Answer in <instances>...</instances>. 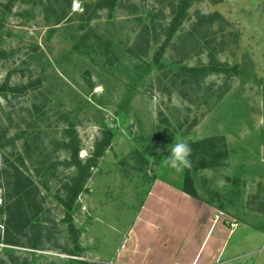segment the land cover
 <instances>
[{"label":"rangeland","instance_id":"obj_1","mask_svg":"<svg viewBox=\"0 0 264 264\" xmlns=\"http://www.w3.org/2000/svg\"><path fill=\"white\" fill-rule=\"evenodd\" d=\"M7 2L0 0V264H114L110 256L149 183H183L184 168L167 166L169 150L216 135L225 138L227 161L191 173L199 200L214 205L225 223H239L229 224L227 252L243 239H263L254 230L264 229V0H194L187 9L175 35L196 12L221 18L210 23L215 41L200 53L175 63L168 44L160 60L162 70L221 71L204 77L194 103L167 79L156 81L161 69L151 59L168 32L167 7L162 17L151 0H117L110 11L96 0H71L66 18L53 25L46 0ZM150 18L158 42L146 55L142 48L131 55ZM216 44L222 49L210 58ZM72 129L82 160L103 130L112 137L67 210L61 200L74 170L61 141ZM10 164L36 188L21 229L7 223L1 206ZM261 253L218 264H262Z\"/></svg>","mask_w":264,"mask_h":264},{"label":"trees","instance_id":"obj_2","mask_svg":"<svg viewBox=\"0 0 264 264\" xmlns=\"http://www.w3.org/2000/svg\"><path fill=\"white\" fill-rule=\"evenodd\" d=\"M9 5L12 0H7ZM154 4L162 7L159 10L160 15L164 16V9L168 8V13L171 16L168 23V32L165 40L153 51L152 64L156 65L158 69H161V77H157L156 81L160 82L161 78L167 79L166 85L172 89H177L179 95L190 103H194L199 99L198 93L202 92L204 85V77H207L208 73L221 71L214 68H200V67H188L186 72L181 73V68H168V70H162V64L160 62L163 52L168 44L171 45L177 55V62L183 61V59L193 54H198L203 49V45L214 42V32L209 28L212 20L220 18L217 14H200L195 13V19L189 23L188 27L182 32L175 35L177 27L183 23L186 18V11L194 0H151ZM71 0H53V2L46 0L42 2L43 11L45 13V19L53 22L52 24H58L64 20L67 16L66 8L70 7ZM117 0H96V7L99 9L112 10L116 5ZM51 12V14H50ZM51 18H48V15ZM221 19V18H220ZM149 24H142L139 29L133 46L129 47L128 51L131 55L137 56L136 50L139 48L144 55L147 52V46L150 42L157 43L159 38L158 25L154 23L153 18H150ZM218 47L219 44H216ZM146 47V48H145ZM215 48L208 52V56L212 58V51L218 52ZM214 62L209 63V67ZM216 63V62H215ZM214 63V65H215ZM216 65H220L216 63ZM210 71V72H209ZM209 89V88H208ZM206 88V90H208ZM223 91L219 92L217 97ZM202 94V93H201ZM67 138L61 141V146L68 154V159L65 161L66 166L71 165L73 167V174L69 184L65 185V198L61 200L65 209H71L72 204L76 200L79 193L83 190V183L85 179L90 175L91 168H94L97 164V158L103 155L104 149L109 146L112 133L110 130H103L101 136L97 138L93 144L92 152L89 156L82 160L78 157L79 140L76 134L72 130H65ZM184 143L191 149L188 156L189 165L184 167L183 183L180 190L185 194L198 198V193L192 181L191 173L199 169L219 167L227 161V149L225 138L221 135L207 137L197 141L186 140ZM12 169L6 173V184L4 192L1 196L2 208H4L7 214V223L11 227L19 226V229L25 225L28 221L27 211L31 208L32 204L35 205L34 193L36 191L35 186L31 183V180L26 176L17 166L10 164ZM210 204V202H209Z\"/></svg>","mask_w":264,"mask_h":264},{"label":"crops","instance_id":"obj_3","mask_svg":"<svg viewBox=\"0 0 264 264\" xmlns=\"http://www.w3.org/2000/svg\"><path fill=\"white\" fill-rule=\"evenodd\" d=\"M218 212L214 205L182 192L179 185L156 178L110 259L114 264H218L262 252L264 264V229L243 223L263 239H243L227 252L232 229L221 215L215 218Z\"/></svg>","mask_w":264,"mask_h":264},{"label":"clouds","instance_id":"obj_4","mask_svg":"<svg viewBox=\"0 0 264 264\" xmlns=\"http://www.w3.org/2000/svg\"><path fill=\"white\" fill-rule=\"evenodd\" d=\"M191 149L186 143H177L170 150L168 154L167 166L179 172L182 168L189 165L188 156Z\"/></svg>","mask_w":264,"mask_h":264},{"label":"built area","instance_id":"obj_5","mask_svg":"<svg viewBox=\"0 0 264 264\" xmlns=\"http://www.w3.org/2000/svg\"><path fill=\"white\" fill-rule=\"evenodd\" d=\"M220 214H221V212H218L217 215H215V218H217V216ZM229 224H230L231 228L235 227V225H236V223H234V222H230Z\"/></svg>","mask_w":264,"mask_h":264}]
</instances>
